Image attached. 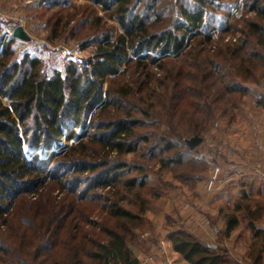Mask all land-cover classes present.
Instances as JSON below:
<instances>
[{"label":"rangeland","instance_id":"1","mask_svg":"<svg viewBox=\"0 0 264 264\" xmlns=\"http://www.w3.org/2000/svg\"><path fill=\"white\" fill-rule=\"evenodd\" d=\"M251 1L221 0L220 5L209 9L208 20L216 29L214 42L213 45L201 46L200 49L204 50L200 55L188 54L170 60L164 67H155L154 64L148 72L138 67H123L119 80L129 83L133 89V94L126 99V108L113 107L111 114L97 116L87 123L86 141L100 119L118 123L128 121L130 117L144 118L148 123L135 128V141H142L143 133L148 134L149 131L172 136L170 128L178 136L194 138L197 130L194 102L198 99L193 90L179 102L175 94L191 86L197 90L205 89L208 95L202 102L209 105L205 126L208 130L201 137L203 142L191 148L198 149L194 154L201 159L198 164L185 160L182 164L160 168L156 159L147 160L141 157L140 151L119 155L114 150L104 149L91 153V158L97 163L108 158L150 165L151 173L143 191L148 210L135 231L139 243L130 245L139 264H190L174 249L169 233L185 229L198 237L203 236L208 222L221 233L218 238L214 236L206 242L227 248L232 264H255L257 253L264 246V238L255 245L256 238L249 227L252 210L256 213V226L264 229V176L261 174L264 171V156L263 162L259 161L261 164L254 170L251 164L257 163L248 157L250 153L247 152L256 141L260 142L264 151V104L257 102L260 95L264 96V67L257 68L254 76L245 81L237 71L245 53L233 55V59L227 62L224 52L228 42L243 39L245 21L255 16V12L249 10ZM108 15L88 0H0V36L4 37V45L10 44L14 51L12 61H20L27 56L42 59L43 70L50 77L57 72L66 76L71 61H90L96 57L99 40L103 39L107 29H114L117 35L121 32L119 24ZM228 21L237 28L234 32L222 33ZM20 26L29 35V40L14 35ZM252 49L248 45L245 52ZM206 58L228 65L214 74L211 80H206V73H213ZM182 71L183 76L179 79L181 74L178 73ZM188 74L190 77L186 78ZM239 82L251 85L252 91L226 92L228 83ZM145 110L149 111L151 118L145 116ZM201 113L198 111L200 116L197 118L202 126L204 116ZM83 131L81 128L76 130L78 134ZM189 140L186 142L190 147ZM68 144L71 145L72 141L63 143ZM139 145H142L139 150L145 151L143 141ZM60 150V147H54V151ZM167 155L173 156L174 152ZM215 165L221 167L222 179L216 190L209 192L206 185ZM69 173V179L75 177L73 172ZM190 173L203 178L199 182L185 179ZM129 175L138 174L132 172ZM77 176L84 179L83 183L88 180V173ZM85 187L86 184L81 183L77 192L70 194L66 190L51 191L47 186L49 192L42 188L36 194L27 195L26 200L18 202L17 209L14 206L13 212V207H9L13 214L7 216L9 221L6 224L0 223V264H66L73 249L79 248L86 235L106 239L104 226L118 223L110 215L111 199L116 188H96L89 192L87 199H80ZM129 199L135 200L134 195L131 194ZM123 205L132 211H139L138 204L126 201ZM239 207L240 210H237ZM234 214L238 216L239 224L227 236L228 218ZM52 217L55 219L51 226L48 222ZM45 242H52L54 246L47 248ZM261 264H264V256Z\"/></svg>","mask_w":264,"mask_h":264},{"label":"trees","instance_id":"2","mask_svg":"<svg viewBox=\"0 0 264 264\" xmlns=\"http://www.w3.org/2000/svg\"><path fill=\"white\" fill-rule=\"evenodd\" d=\"M88 1L106 11L119 24L121 32L117 35L114 29H107L103 39H98L96 57L90 61H71L66 76L57 72L50 77L43 70L42 59L27 56L23 60L12 61L14 51L10 44L4 45V37L0 36V223L6 224L9 221L7 216L13 214L9 207H13V212L18 202L42 188L47 189L46 192L59 189L73 194L82 183L86 187L79 198L87 199L89 192L96 188L114 186L116 192L111 199L110 215L118 223L104 226L106 239L86 235L79 248L73 249L70 263L66 264H139L130 245L139 243L135 231L148 210L143 191L151 173L150 165L108 158L97 163L91 158V153L104 149L114 150L119 155L140 151L141 157L156 159L160 168L182 164L185 160L198 164L201 159L194 156L198 149L192 150L186 142L193 136H178L171 128L172 136L149 131L148 134L143 133L141 138L145 148L143 151L139 150L142 147L139 142L142 141H135L134 136L137 137L136 127L148 124L144 118L130 117L128 121L118 123L100 119L87 141L85 128L89 120L111 114L113 107L126 108V99L133 94V89L129 83L119 80L123 67H138L148 72L151 65L164 67L170 60L188 54L200 55L204 50L200 49L201 46L213 45L216 29L213 22L208 20V11L214 5H220L221 0ZM251 2L249 10L255 12V16L245 21L243 39L228 42L224 50L227 62L233 59V55L245 53L237 70L245 81L254 76L257 68L264 67V4L262 0ZM166 15L169 17L166 18ZM236 28L228 21L221 32L228 34ZM248 45L253 49L245 52ZM205 61L213 70V73H206V80H211L214 74L220 73V69L228 65L211 58ZM178 74H181L180 79L183 71ZM146 75L150 76L148 73ZM189 77L190 74L186 78ZM252 89L251 85L245 83H228L226 92L247 93ZM192 90L198 99V102H194L197 122L194 136L202 137L208 130L205 126L209 105L202 103L208 98L206 90L193 89L191 86L181 89L175 94L176 101L179 102ZM257 102L264 104V96L260 95ZM198 111L203 112L201 114L205 119L201 120L202 126L197 118L200 114ZM144 114L151 116L148 110ZM78 128L83 129V133L78 134ZM65 141H72V144L63 145ZM54 147H60L61 150L56 152ZM171 152L174 155L168 156ZM69 172H73L75 177L69 179ZM132 172L138 175L130 177ZM85 173H88V180L83 183L84 179L76 175ZM202 178L190 173L185 179L199 182ZM131 194L135 200H128ZM126 201L138 204L139 211L125 207L123 204ZM250 213L249 227L257 245L264 238V229L256 226V213L252 210ZM54 219L52 217L48 223L51 225ZM228 219L227 236L239 224L235 214ZM169 239L174 249L190 264H232L227 248L208 243L188 230H174L169 233ZM44 246L50 248L54 245L45 242ZM257 254L255 264H261L264 246Z\"/></svg>","mask_w":264,"mask_h":264},{"label":"crops","instance_id":"3","mask_svg":"<svg viewBox=\"0 0 264 264\" xmlns=\"http://www.w3.org/2000/svg\"><path fill=\"white\" fill-rule=\"evenodd\" d=\"M247 152L250 153V155L248 154V157L255 159V161H256L255 164L257 163V165L251 164L252 169H254V170L258 169L257 166H259V164H261V163H259V161H262L263 160L262 158L264 156V151H263V148H262L260 142L256 141L255 143H253V146H251V150L247 151ZM205 225H206L204 227L205 231L203 232L204 235L203 236L199 235V238H201L203 240H212V238H214V236L217 238L219 237L220 234H219V229L217 227L212 226V224H209V222H208V224H205ZM230 237L231 236L226 237V238H230ZM184 261L187 262L185 259H184ZM166 264H168V263L166 262Z\"/></svg>","mask_w":264,"mask_h":264},{"label":"built area","instance_id":"4","mask_svg":"<svg viewBox=\"0 0 264 264\" xmlns=\"http://www.w3.org/2000/svg\"><path fill=\"white\" fill-rule=\"evenodd\" d=\"M261 174L264 176V171L261 172ZM222 169L219 165H215L211 171V176L209 177V180L206 185V189L209 192H212L216 190L218 182L222 179ZM153 260V258H151Z\"/></svg>","mask_w":264,"mask_h":264},{"label":"water","instance_id":"5","mask_svg":"<svg viewBox=\"0 0 264 264\" xmlns=\"http://www.w3.org/2000/svg\"><path fill=\"white\" fill-rule=\"evenodd\" d=\"M14 35L16 37H19V38L24 39V40L30 39L29 35L27 34V32L24 30V28L22 26L18 27L14 31ZM202 142H203V138L196 136V137L192 138L191 140H189L188 143H189L191 148H195L198 144H200Z\"/></svg>","mask_w":264,"mask_h":264}]
</instances>
